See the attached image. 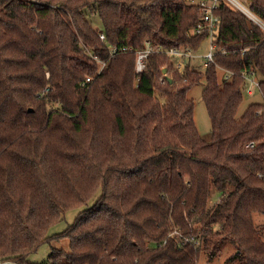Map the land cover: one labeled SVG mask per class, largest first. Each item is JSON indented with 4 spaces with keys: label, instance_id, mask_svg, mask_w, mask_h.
<instances>
[{
    "label": "trees",
    "instance_id": "trees-1",
    "mask_svg": "<svg viewBox=\"0 0 264 264\" xmlns=\"http://www.w3.org/2000/svg\"><path fill=\"white\" fill-rule=\"evenodd\" d=\"M203 1L0 0V264H199L226 244L264 264V102L238 116L247 74L264 97V28L219 0L213 61L180 72L166 50L201 48ZM203 76L209 140L188 95ZM55 238L69 249L28 260Z\"/></svg>",
    "mask_w": 264,
    "mask_h": 264
},
{
    "label": "rangeland",
    "instance_id": "rangeland-1",
    "mask_svg": "<svg viewBox=\"0 0 264 264\" xmlns=\"http://www.w3.org/2000/svg\"><path fill=\"white\" fill-rule=\"evenodd\" d=\"M237 1H239L245 6H248V0H237ZM230 4L233 5L231 2ZM88 18L92 22L93 26L98 30V32L103 29L102 22L98 14H88ZM208 46H209V41L207 39L202 43L201 48L199 50L194 51L190 56L186 57L187 61H189V63L195 69H198L203 72L206 69L207 59L205 58L204 55L208 51ZM47 75L48 77L50 76L49 72H47ZM206 84H207L206 77L203 76L201 81L190 89L188 95L190 98L194 99L195 121L197 128L200 132V135L204 139L209 140L211 139L212 136L213 122L202 97V93L204 88L206 87ZM253 89H254L253 93H248L246 90H244V99L239 107L238 116H241L246 111V109L250 104L264 102V97L261 91L259 90V87L254 86ZM53 106L57 107V104H54ZM215 201H217V199H213V203H215ZM78 211L79 209H74L67 212L66 218L61 223L53 226L50 232L57 233L63 231L66 227H68L70 224L74 222V219ZM254 216L257 224L264 223V214L255 213ZM53 246L57 248H65L68 250L69 240L66 238H61V239L55 238L53 240L44 242L36 252H33L28 256V260L35 263H41L45 261L51 251V247ZM235 250H236L235 245L226 244L221 254L218 255L213 260H209L207 255L203 253L200 258L199 264H239L237 260H228V257L232 255L235 252ZM6 264H16V263L9 262Z\"/></svg>",
    "mask_w": 264,
    "mask_h": 264
},
{
    "label": "built area",
    "instance_id": "built-area-1",
    "mask_svg": "<svg viewBox=\"0 0 264 264\" xmlns=\"http://www.w3.org/2000/svg\"><path fill=\"white\" fill-rule=\"evenodd\" d=\"M218 1L219 0H207L203 1L201 3V11L202 15L200 17V23L196 26L195 31L197 33H201L204 30H207L209 32L208 35V41H209V46H208V51L205 53V58L207 59L206 65L208 64L209 61H213L214 55H215V50H216V45L213 43V31L216 28L217 22L219 20V17L214 13V9L218 6ZM229 3L231 2L236 8L240 9L242 12H244L250 19H252L254 22L259 24L262 28H264V21H262L248 6L243 5L237 0H227ZM99 35L102 39L105 40V34L102 30L99 31ZM130 48L128 47H122L119 48L117 46H114L110 49L111 55L123 52V51H128ZM160 51L161 49L153 48L151 45L150 41L147 42V46L145 49L138 51L137 54V71H143L145 68V61L146 57L148 56L149 53L152 51ZM168 54L175 55L176 61H175V67L180 71L183 72L184 67H185V61L187 60L186 57L190 56L194 51L191 49H168L166 50ZM246 80L248 81V84L246 86V91L248 93H253V87L257 86L259 87V82L255 78V75L253 73L247 74L246 75ZM92 81V77L88 76L86 77L81 83L80 87L81 88H87L89 84ZM49 90V88H47ZM253 142L248 143V146L253 147ZM186 242H196L195 238L192 237H185ZM197 243V242H196Z\"/></svg>",
    "mask_w": 264,
    "mask_h": 264
},
{
    "label": "water",
    "instance_id": "water-1",
    "mask_svg": "<svg viewBox=\"0 0 264 264\" xmlns=\"http://www.w3.org/2000/svg\"><path fill=\"white\" fill-rule=\"evenodd\" d=\"M163 72H164V73L167 72V68H166V67L163 69ZM170 81H171V79H170Z\"/></svg>",
    "mask_w": 264,
    "mask_h": 264
}]
</instances>
